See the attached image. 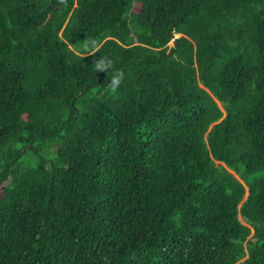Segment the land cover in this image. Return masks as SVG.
Instances as JSON below:
<instances>
[{"label": "trees", "instance_id": "trees-1", "mask_svg": "<svg viewBox=\"0 0 264 264\" xmlns=\"http://www.w3.org/2000/svg\"><path fill=\"white\" fill-rule=\"evenodd\" d=\"M0 264H264V0H0Z\"/></svg>", "mask_w": 264, "mask_h": 264}, {"label": "clouds", "instance_id": "clouds-1", "mask_svg": "<svg viewBox=\"0 0 264 264\" xmlns=\"http://www.w3.org/2000/svg\"><path fill=\"white\" fill-rule=\"evenodd\" d=\"M58 2L60 4L66 5L67 0H58ZM102 46L103 44L101 41L86 36V39L83 42H80L77 52L78 55L84 59L88 56H95L96 53L100 52ZM113 66V60L106 56H102L100 59L94 61L92 65L97 73H107L108 75L111 74V78L108 80V88L112 92H116L121 87L126 77L122 69L112 71Z\"/></svg>", "mask_w": 264, "mask_h": 264}, {"label": "rangeland", "instance_id": "rangeland-1", "mask_svg": "<svg viewBox=\"0 0 264 264\" xmlns=\"http://www.w3.org/2000/svg\"><path fill=\"white\" fill-rule=\"evenodd\" d=\"M175 37H178V35L177 36H175ZM245 190H246V194H245V196H244V199L246 198V196H247V188H245ZM239 220L243 223V224H245L244 222H243V220L239 217Z\"/></svg>", "mask_w": 264, "mask_h": 264}]
</instances>
